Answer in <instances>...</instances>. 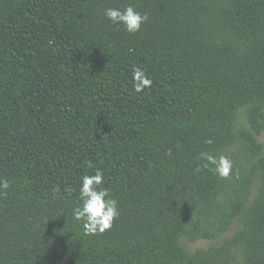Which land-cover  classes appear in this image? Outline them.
<instances>
[{
  "label": "trees",
  "instance_id": "1",
  "mask_svg": "<svg viewBox=\"0 0 264 264\" xmlns=\"http://www.w3.org/2000/svg\"><path fill=\"white\" fill-rule=\"evenodd\" d=\"M129 4L135 34L103 14ZM263 133L264 0H0V264H264ZM96 169L120 216L86 236Z\"/></svg>",
  "mask_w": 264,
  "mask_h": 264
},
{
  "label": "clouds",
  "instance_id": "2",
  "mask_svg": "<svg viewBox=\"0 0 264 264\" xmlns=\"http://www.w3.org/2000/svg\"><path fill=\"white\" fill-rule=\"evenodd\" d=\"M104 17L117 28L123 27L128 33L135 34L149 19L147 13H141L132 4L124 8L109 7L104 10ZM133 87L136 92L150 88L152 80L143 69L136 66L132 69ZM206 143H212L211 140ZM200 158L208 168L221 179H228L234 172L233 160L224 154L219 156L209 152H202ZM91 167V164H89ZM199 170V169H198ZM238 178V173L236 174ZM104 173L96 169L94 174H85L81 177L79 187V204L72 210V218L82 226L86 236L103 235L110 231L115 220L120 216L119 201L114 198L109 188L104 187ZM7 179H0V194L10 188Z\"/></svg>",
  "mask_w": 264,
  "mask_h": 264
},
{
  "label": "rangeland",
  "instance_id": "3",
  "mask_svg": "<svg viewBox=\"0 0 264 264\" xmlns=\"http://www.w3.org/2000/svg\"><path fill=\"white\" fill-rule=\"evenodd\" d=\"M259 139L264 144V133L259 136ZM236 229H237L236 224H234L232 226V228L230 229V231L228 233L224 234L219 239H212V240L200 239V240H197V241H189L186 238H183L182 242L186 246L187 250L195 251V250H197L199 248H204V247H208L211 244L219 243L223 239V237L230 236Z\"/></svg>",
  "mask_w": 264,
  "mask_h": 264
}]
</instances>
